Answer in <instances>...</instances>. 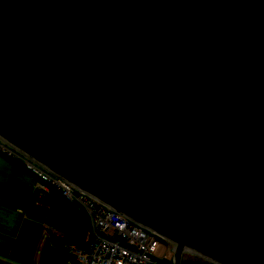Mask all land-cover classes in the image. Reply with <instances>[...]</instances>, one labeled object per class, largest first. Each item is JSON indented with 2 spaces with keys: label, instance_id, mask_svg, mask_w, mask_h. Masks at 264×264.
Masks as SVG:
<instances>
[{
  "label": "water",
  "instance_id": "water-1",
  "mask_svg": "<svg viewBox=\"0 0 264 264\" xmlns=\"http://www.w3.org/2000/svg\"><path fill=\"white\" fill-rule=\"evenodd\" d=\"M0 138L171 264H264V0H0Z\"/></svg>",
  "mask_w": 264,
  "mask_h": 264
},
{
  "label": "built area",
  "instance_id": "built-area-1",
  "mask_svg": "<svg viewBox=\"0 0 264 264\" xmlns=\"http://www.w3.org/2000/svg\"><path fill=\"white\" fill-rule=\"evenodd\" d=\"M1 156L18 162L25 172L31 173L35 177L34 185L43 192L54 191L68 206L80 207L88 229L86 240L83 246L63 244L61 247V252L68 255L73 264H158L159 258H165L163 252L159 253V240H162L159 236L105 208L2 138Z\"/></svg>",
  "mask_w": 264,
  "mask_h": 264
},
{
  "label": "crops",
  "instance_id": "crops-1",
  "mask_svg": "<svg viewBox=\"0 0 264 264\" xmlns=\"http://www.w3.org/2000/svg\"><path fill=\"white\" fill-rule=\"evenodd\" d=\"M11 170L9 163L0 157V264H42L47 259V250L53 248L52 238H62L60 225L57 227L51 220L75 214L55 194L43 192L34 185V180ZM12 179L30 189L23 208L1 200L5 184Z\"/></svg>",
  "mask_w": 264,
  "mask_h": 264
},
{
  "label": "trees",
  "instance_id": "trees-1",
  "mask_svg": "<svg viewBox=\"0 0 264 264\" xmlns=\"http://www.w3.org/2000/svg\"><path fill=\"white\" fill-rule=\"evenodd\" d=\"M1 157L3 159H6L5 161L9 163L10 167L12 168L11 171L14 172V174L16 175L24 174L27 177L31 178L32 180H35V177L31 173L27 171L25 172L24 168L18 162L4 158L3 156ZM29 190L30 189L28 188L27 185H23L21 184V182L12 179L5 184V188L1 200L3 203H7V204L11 203L12 205H18V207L23 208L27 201V196H29ZM49 194H55L57 198H60L58 194L55 193L54 191H50ZM60 199L62 200L63 203H65L62 198ZM65 205L68 206V204L66 203ZM68 210L73 211L70 205L68 206ZM73 213L77 218H79L82 221L83 224L84 218L82 219V216L79 213L77 214L75 211H73ZM51 244L53 248H51V250H47L48 253L47 259L42 264H67V263L71 264V261L73 260L70 259L68 255L61 252L62 245L73 244L75 246H81L83 245V242L68 238H56V239L52 238Z\"/></svg>",
  "mask_w": 264,
  "mask_h": 264
},
{
  "label": "rangeland",
  "instance_id": "rangeland-1",
  "mask_svg": "<svg viewBox=\"0 0 264 264\" xmlns=\"http://www.w3.org/2000/svg\"><path fill=\"white\" fill-rule=\"evenodd\" d=\"M71 209L75 211L77 214L79 213L82 216V219L84 218V214H82V211L80 210L79 206H71ZM84 221L82 224V221L73 215L71 217L67 215H61L60 217L57 216L56 218H53L51 220V222L54 225L57 224V227L58 225H60L62 229L61 231H63L61 232L62 238H68V239L72 238L73 240H77L83 243L86 240V236L88 235L87 225L84 224ZM159 242L161 244L159 248L160 249L159 253L163 252V254H165V258L164 259L159 258V260H157V263L171 264L169 260L171 254L170 245L163 240H159ZM179 262L180 264H211L207 261H203L201 258L197 256L186 253L181 256V260H179ZM71 264H73V261H71Z\"/></svg>",
  "mask_w": 264,
  "mask_h": 264
}]
</instances>
